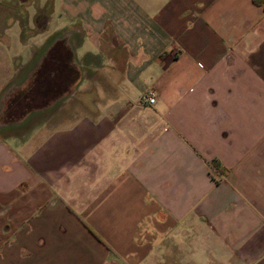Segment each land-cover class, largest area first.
<instances>
[{
	"label": "crops",
	"instance_id": "obj_1",
	"mask_svg": "<svg viewBox=\"0 0 264 264\" xmlns=\"http://www.w3.org/2000/svg\"><path fill=\"white\" fill-rule=\"evenodd\" d=\"M9 2L61 104L0 135V264H264V2Z\"/></svg>",
	"mask_w": 264,
	"mask_h": 264
},
{
	"label": "rangeland",
	"instance_id": "obj_2",
	"mask_svg": "<svg viewBox=\"0 0 264 264\" xmlns=\"http://www.w3.org/2000/svg\"><path fill=\"white\" fill-rule=\"evenodd\" d=\"M3 10L6 19H8V15L9 17L10 15L24 17L26 11L30 13L32 11L29 5L21 6L19 0H10ZM6 30L4 28V32ZM12 43V40L0 34V63L9 64L10 54L8 49L18 48L17 45L14 46ZM24 48L25 53L18 50L16 52L15 50V55L17 53L27 55L28 47L24 46ZM4 73L6 74L7 70ZM41 73L38 70H24L20 72L15 81L7 83L4 87H1L0 82V135L12 132L21 133L30 129L33 125L52 114L61 104V98L57 94L58 91H61V88L43 86L46 81ZM22 79L24 80L22 81ZM188 264H202V260L200 262L192 260Z\"/></svg>",
	"mask_w": 264,
	"mask_h": 264
},
{
	"label": "built area",
	"instance_id": "obj_3",
	"mask_svg": "<svg viewBox=\"0 0 264 264\" xmlns=\"http://www.w3.org/2000/svg\"><path fill=\"white\" fill-rule=\"evenodd\" d=\"M143 98H144V100L147 101L149 104L154 103V101H155L154 92H153V91H149V92L145 93V94L143 95Z\"/></svg>",
	"mask_w": 264,
	"mask_h": 264
},
{
	"label": "trees",
	"instance_id": "obj_4",
	"mask_svg": "<svg viewBox=\"0 0 264 264\" xmlns=\"http://www.w3.org/2000/svg\"><path fill=\"white\" fill-rule=\"evenodd\" d=\"M253 1H254V3H256V4H259V3L264 2V0H253Z\"/></svg>",
	"mask_w": 264,
	"mask_h": 264
}]
</instances>
